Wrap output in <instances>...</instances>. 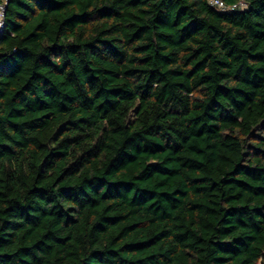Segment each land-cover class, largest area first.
Here are the masks:
<instances>
[{
    "label": "trees",
    "instance_id": "obj_1",
    "mask_svg": "<svg viewBox=\"0 0 264 264\" xmlns=\"http://www.w3.org/2000/svg\"><path fill=\"white\" fill-rule=\"evenodd\" d=\"M8 0L0 264L264 263V0Z\"/></svg>",
    "mask_w": 264,
    "mask_h": 264
},
{
    "label": "built area",
    "instance_id": "obj_2",
    "mask_svg": "<svg viewBox=\"0 0 264 264\" xmlns=\"http://www.w3.org/2000/svg\"><path fill=\"white\" fill-rule=\"evenodd\" d=\"M8 0H0V33L5 27V9L7 6ZM207 3L210 7L214 8L218 12L234 11V10H243L246 8V4L243 2H238L232 5H226L222 0H207Z\"/></svg>",
    "mask_w": 264,
    "mask_h": 264
},
{
    "label": "rangeland",
    "instance_id": "obj_3",
    "mask_svg": "<svg viewBox=\"0 0 264 264\" xmlns=\"http://www.w3.org/2000/svg\"><path fill=\"white\" fill-rule=\"evenodd\" d=\"M258 264H264L263 262H259Z\"/></svg>",
    "mask_w": 264,
    "mask_h": 264
}]
</instances>
